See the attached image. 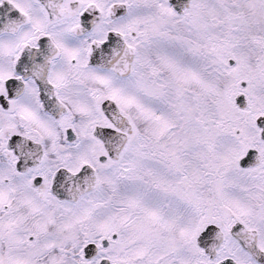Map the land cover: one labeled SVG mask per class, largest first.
Wrapping results in <instances>:
<instances>
[{
    "label": "snow or ice",
    "instance_id": "obj_1",
    "mask_svg": "<svg viewBox=\"0 0 264 264\" xmlns=\"http://www.w3.org/2000/svg\"><path fill=\"white\" fill-rule=\"evenodd\" d=\"M0 264H264V0H0Z\"/></svg>",
    "mask_w": 264,
    "mask_h": 264
}]
</instances>
